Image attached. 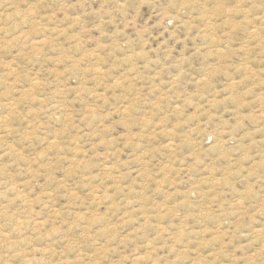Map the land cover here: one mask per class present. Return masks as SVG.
Returning a JSON list of instances; mask_svg holds the SVG:
<instances>
[{"label":"rangeland","instance_id":"rangeland-1","mask_svg":"<svg viewBox=\"0 0 264 264\" xmlns=\"http://www.w3.org/2000/svg\"><path fill=\"white\" fill-rule=\"evenodd\" d=\"M0 264H264V0H0Z\"/></svg>","mask_w":264,"mask_h":264},{"label":"bare ground","instance_id":"bare-ground-1","mask_svg":"<svg viewBox=\"0 0 264 264\" xmlns=\"http://www.w3.org/2000/svg\"><path fill=\"white\" fill-rule=\"evenodd\" d=\"M56 34H57V33H56ZM54 35H55V34H54ZM57 35H58V34H57ZM57 35H56V36H57ZM52 36H53V35H52ZM22 37H23V36H22ZM22 37H21V38H22ZM44 38H45V36H44ZM47 38H49V37L47 36ZM26 39H28V38H26ZM37 39H38V38H37ZM41 39L43 40V38H41ZM28 40H29V39H28ZM28 40H27V41H28ZM50 40H51V39H50ZM23 41H24V40H23ZM34 41H35V39H34ZM38 41H40V40H37V41H35V42H38ZM43 41H45V39H44ZM46 41H48V40H46ZM21 42H22V41H21ZM28 42H29V44H31L30 41H28ZM32 42H33V41H32ZM22 43H23V42H22ZM25 45H26V44H25ZM27 45H28V44H27ZM33 45H34V44H33ZM40 45H41V44H40ZM42 45H43V44H42ZM50 45H51V44H50ZM29 46H30V45H29ZM37 46H38V44H37ZM47 46H48V45H47ZM34 47H35V46H34ZM42 47H43V46H42ZM42 47H40V48H42ZM49 47H50V46H49ZM31 48H32V47H31ZM37 48H38V47H37ZM32 49H34V48H32ZM8 65H9V64H8ZM8 68H9V67H8ZM13 70H14V69H13ZM13 70H12V71H13ZM99 73H100V72H99ZM100 74H101V73H100ZM11 75H12V74H11ZM126 80H127V79H126ZM32 81H33V80H32ZM34 82H37V81L35 80ZM125 83H127V82H125ZM38 84L40 85L41 83H38ZM122 84H123V83H122ZM127 84H128V83H127ZM127 84H125V85H127ZM128 86H129V85H128ZM32 87H33V86H32ZM128 88H129V87H128ZM128 90H129V89H128ZM26 95H27V94H26ZM98 96H100V95L98 94ZM29 97H30V96H29ZM11 102H12V100H11ZM7 103H9V102H7ZM15 103H16V102H15ZM9 105H11V104H8L7 106H9ZM14 105H15V104H14ZM4 106L7 108L6 105H4ZM9 107H10V109H11V107H13V106H9ZM55 109H56V107H55ZM55 109H54V110H55ZM58 109H59V107H58ZM58 109H57V110H58ZM12 110H13V109H12ZM59 110H60V109H59ZM127 110H128V109H127ZM125 111H126V110H125ZM57 112H58V111H57ZM59 112H62V111H59ZM1 117H2V116H1ZM3 119H4V118H3ZM2 122H3V121H2ZM106 170H107V169H106ZM109 172H110V171H109ZM9 187H10V186H9ZM14 187H16V186H14ZM16 188H17V187H16ZM7 189H8V188H7ZM11 189H12V188H11ZM13 189H14V188H13ZM9 190H10V189H9ZM12 191H13V190H12ZM15 191H16V190H15ZM16 193L18 194L19 191L16 192ZM22 198H23V197H22ZM105 199H106V198H105ZM107 199H108V198H107ZM22 200L24 201L25 199H22ZM16 221H18V220H16ZM19 221H20V220H19ZM25 222H26V221H25ZM34 222H35V221H34ZM40 222H41V221H40ZM84 222H85V221H84ZM26 223H27V222H26ZM16 225H17V224H15V226H16ZM19 225H20V224H19ZM34 225H35V224H34ZM38 225H39V224H38ZM40 225H41V224H40ZM24 226H25V225H22V228H23ZM31 226H32V224H31ZM35 226H37V224H36ZM27 227H28V226H27ZM27 227H26V229H27ZM33 227H34V226H33ZM16 228H18V227H16ZM20 228H21V227H20ZM24 228H25V227H24ZM29 228H30V227H29ZM35 228H36V227H35ZM39 228H41V227H39ZM42 228H44V227H42ZM26 229H25V230H26ZM31 229H32V228H31ZM36 229H37V228H36ZM20 230H21V229H20ZM20 230H19V232H20ZM25 230H24V232H26L28 229H27L26 231H25ZM14 231H17V229L14 230ZM22 231H23V230H22ZM17 232H18V231H17ZM41 232H42V231H41ZM4 238H5V237H4ZM24 244H25V243H24Z\"/></svg>","mask_w":264,"mask_h":264}]
</instances>
